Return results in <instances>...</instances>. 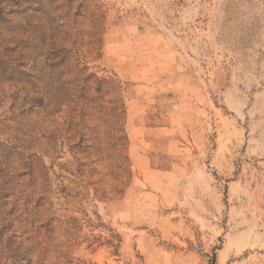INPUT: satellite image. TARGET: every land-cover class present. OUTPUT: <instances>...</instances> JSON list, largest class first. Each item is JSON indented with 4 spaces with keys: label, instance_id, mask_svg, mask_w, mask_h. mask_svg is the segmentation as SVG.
<instances>
[{
    "label": "rangeland",
    "instance_id": "obj_1",
    "mask_svg": "<svg viewBox=\"0 0 264 264\" xmlns=\"http://www.w3.org/2000/svg\"><path fill=\"white\" fill-rule=\"evenodd\" d=\"M0 5V264H264V0ZM144 98L167 208L126 129Z\"/></svg>",
    "mask_w": 264,
    "mask_h": 264
},
{
    "label": "crops",
    "instance_id": "obj_2",
    "mask_svg": "<svg viewBox=\"0 0 264 264\" xmlns=\"http://www.w3.org/2000/svg\"><path fill=\"white\" fill-rule=\"evenodd\" d=\"M151 104H149L145 98L142 102H139L137 105L130 104L127 109V117H126V129L129 135V138L132 141L140 142L141 144H144L142 151L149 153L151 150L160 151V154L157 156L151 157H145V159H142L143 161V176H144V186L146 189H149L145 191L147 193L144 196L149 197V199H152L153 202L157 201L159 204V207L162 206L163 208H167L168 206H171V201H175V198L177 197V188L179 186V183L177 185V179L176 175L174 174L176 171V167L178 166V162L173 160L171 156H169L167 152H165L162 148L163 143H166L168 141V138H162L158 139L156 136L149 135L145 130H148L146 127L148 124V119L151 118V114H153ZM151 113V114H150ZM156 128H153L154 131ZM150 133H153L149 131ZM154 134V133H153ZM138 157L142 158V155H138ZM160 157H170V165L167 167L160 165L157 163V160ZM155 163V164H154ZM146 175V177H145ZM131 193L130 188L128 189V194ZM171 200V201H170ZM150 203H142V209H143V215L139 222L145 223L148 226H153L161 231L162 236H170L171 232L170 230L174 229V226L169 219L164 216V214H157V216H152V211L150 210ZM150 213V214H149ZM169 221L170 229L166 230L167 228V222ZM172 228V229H171Z\"/></svg>",
    "mask_w": 264,
    "mask_h": 264
},
{
    "label": "trees",
    "instance_id": "obj_3",
    "mask_svg": "<svg viewBox=\"0 0 264 264\" xmlns=\"http://www.w3.org/2000/svg\"><path fill=\"white\" fill-rule=\"evenodd\" d=\"M17 2L18 0H0V4H4V5L6 3L17 5ZM4 7L0 5V14L3 12ZM9 51H10L9 47H5L2 53L5 54V52H9ZM71 51H72V43H68L66 40H61L58 43V45H52V47H49L46 55L51 56V58H54L60 64L66 58H68V56L71 54ZM19 60L20 57L18 56V59L14 61L12 59V63L10 64H12L14 68H19L21 66Z\"/></svg>",
    "mask_w": 264,
    "mask_h": 264
}]
</instances>
